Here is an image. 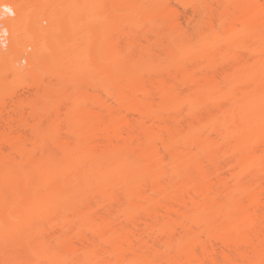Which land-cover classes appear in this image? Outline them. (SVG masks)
Segmentation results:
<instances>
[{
    "label": "bare ground",
    "instance_id": "6f19581e",
    "mask_svg": "<svg viewBox=\"0 0 264 264\" xmlns=\"http://www.w3.org/2000/svg\"><path fill=\"white\" fill-rule=\"evenodd\" d=\"M24 1L0 3V56ZM43 1L71 20L43 30L29 62L72 55L108 14L92 63L100 73L120 60L121 33L124 82L101 98L86 140H42L40 112L59 116L64 104L46 88L0 99V124L2 110L33 116V138L11 123L0 153L7 263L264 264V0ZM180 7L192 11L191 31ZM79 103L68 122L86 114ZM19 224L33 234H13Z\"/></svg>",
    "mask_w": 264,
    "mask_h": 264
},
{
    "label": "rangeland",
    "instance_id": "374dc122",
    "mask_svg": "<svg viewBox=\"0 0 264 264\" xmlns=\"http://www.w3.org/2000/svg\"><path fill=\"white\" fill-rule=\"evenodd\" d=\"M5 1L17 3V0H0V3ZM217 1L218 0H202V4L206 6L209 4V7L211 6L215 8L217 6L215 2ZM43 2H41V0H25L23 5L27 8L26 11L21 12L22 18L19 24L17 23V30L14 32L12 31V29H10L9 31L7 45L3 48L6 51H4L5 53L0 56V99L3 97V95H7V93L17 94V97L15 98H18V96L20 98L34 97L43 93V89L46 88L48 94L54 97L51 98L52 100L60 99V101H62L64 104L61 106L58 105L60 114L59 116L55 115V112L57 111L52 112L54 111V109H51V113L48 115L40 112L42 140H45L49 143L57 140H86L93 131L95 132L99 129L94 127L97 123L100 122L101 112L104 111H102L103 100H101V98L107 97V92H113L116 90L114 88V84H117L119 82V85H123L124 69L122 65V54L124 52L123 49L125 45L123 35L121 33H117L115 36L117 41L119 42L118 49L121 51V56H119L120 60L116 58L117 61H115V59L111 57L108 60L104 61V70L100 73L96 72L92 63L93 52L95 49V39L98 38V36L101 35L100 33L104 31V24L106 22V20L104 19L109 17L107 16L108 14L105 18L104 15L98 13L95 23L91 24V30H85L82 32L83 34H87L89 38H87V40L81 45V50L79 48H77L78 50L73 49L76 51L72 52V55L56 61H52L48 66L42 67L41 69L34 67L33 63L29 62V57L35 54V43L37 38L43 33V30L51 26L59 27L60 29V22H67L71 20V15L65 9H62L59 6H50V4L48 6V3L46 5ZM172 3L174 2L172 1ZM123 9L124 5L121 4V10L117 13L120 15L119 27L122 29L127 28L126 23H128V20L126 21L127 18L124 14ZM179 9L181 10L180 18L184 28L186 27V29L191 31V25L188 21L192 14V11L190 10V8L183 9L180 7ZM132 17L133 16H131V19ZM128 19L130 18L128 17ZM12 35L14 36L12 37ZM15 36H17V40H15ZM118 61H120V63L116 64ZM79 63L80 66H78ZM116 65H118V67ZM119 67L120 69H117ZM117 72L119 75L118 77L116 76ZM38 81L39 86L42 83L40 87L35 84ZM35 85H37L38 88H36ZM75 101L77 103L81 102L77 105L79 106V108H84L86 110V114L83 115L80 108L79 111L81 114V119L76 118L74 119V121L68 122L67 118L71 117V115H73L74 117H78L79 112H74L75 109L73 108V104ZM62 102H60V104H62ZM7 113L6 111L4 112L2 110V116H4L5 119H2L3 121H1L0 124V153H7V151L9 150V147L6 145V141L4 144V140L10 137L8 136V130L10 128L9 125H12L11 123H13L12 126H17V128H19L18 133L20 134L21 138H23L22 140L29 137H31V139L33 138L31 134L32 131L30 129L33 125V116L30 114V109L28 107H26V109H23L20 114H17V116L20 118L19 120L17 116H11V112L10 114L9 112ZM182 114L181 115L184 116L183 112ZM6 117H8V119H6ZM21 118H23V121L21 120ZM40 118L37 119L39 120ZM185 118L186 114L184 116V119ZM33 119L35 120V118ZM17 120L18 124L15 125L17 123ZM6 126H8L9 128ZM10 231H13L17 235H22L21 238L24 234V237L27 235L29 236V234H33H31V230L22 228V224H19L15 229L12 228V230ZM32 232L34 231L32 230ZM5 243L7 242H4V244ZM1 245L3 244L1 243L0 247ZM6 246H4L5 248H3L6 249ZM1 248L0 264H8L9 262L7 263L4 251L2 252Z\"/></svg>",
    "mask_w": 264,
    "mask_h": 264
},
{
    "label": "snow or ice",
    "instance_id": "6c2138e0",
    "mask_svg": "<svg viewBox=\"0 0 264 264\" xmlns=\"http://www.w3.org/2000/svg\"><path fill=\"white\" fill-rule=\"evenodd\" d=\"M6 11H8V12H11V10H10V9H6Z\"/></svg>",
    "mask_w": 264,
    "mask_h": 264
}]
</instances>
